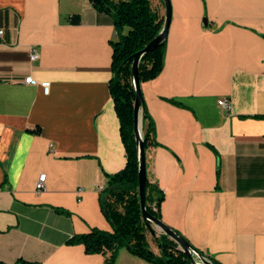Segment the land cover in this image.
<instances>
[{
    "label": "crops",
    "instance_id": "obj_1",
    "mask_svg": "<svg viewBox=\"0 0 264 264\" xmlns=\"http://www.w3.org/2000/svg\"><path fill=\"white\" fill-rule=\"evenodd\" d=\"M171 2L163 69L141 81L161 219L222 264H264V0ZM0 29V264H104L69 239L112 229L101 196L127 162L113 18L92 0H0ZM114 264L155 263L122 247Z\"/></svg>",
    "mask_w": 264,
    "mask_h": 264
},
{
    "label": "trees",
    "instance_id": "obj_2",
    "mask_svg": "<svg viewBox=\"0 0 264 264\" xmlns=\"http://www.w3.org/2000/svg\"><path fill=\"white\" fill-rule=\"evenodd\" d=\"M92 2L99 11L111 14L116 27V39L112 41L113 75L110 91L120 118L127 162L125 168L108 175L101 196L102 210L112 229L95 227L88 232L72 236L69 242L82 243L88 253L105 254L104 264H114L122 247L155 264H194L188 254L179 248L178 243L165 233L155 236L159 252L153 250L149 239L150 227L143 218L139 196V155L134 132L136 91L131 67L134 53L158 34L164 23V16L154 5V0H92ZM80 20L78 13L70 16L72 23H79ZM165 46L166 38L142 56L139 63L141 81L152 79L161 72L164 66ZM143 118L144 121L149 120L143 127L146 146L154 125L145 110ZM40 129L38 126L34 131L39 132ZM153 192L156 196H153ZM163 196V191L147 178V209L159 218H161L159 205ZM176 232L183 235L177 230ZM197 250L203 253L202 250ZM211 258L216 264H222L214 257Z\"/></svg>",
    "mask_w": 264,
    "mask_h": 264
},
{
    "label": "water",
    "instance_id": "obj_3",
    "mask_svg": "<svg viewBox=\"0 0 264 264\" xmlns=\"http://www.w3.org/2000/svg\"><path fill=\"white\" fill-rule=\"evenodd\" d=\"M165 4L164 23L158 34L151 39L142 49L136 51L133 55V63L131 67L133 83L136 91L134 101V132L137 142L139 155V196L141 202V209L143 218L150 227V232L158 236L161 233L169 235L174 239L179 248L185 251L191 258L194 264H216L213 259L206 253L198 251L192 243L183 235L178 234L172 227L167 225L161 218L154 216L147 209V161L146 150L143 137V113L142 105L144 103V96L141 87V80L139 77V63L142 56L153 49L156 45L162 42L168 34V29L172 17V2L171 0H163Z\"/></svg>",
    "mask_w": 264,
    "mask_h": 264
},
{
    "label": "built area",
    "instance_id": "obj_4",
    "mask_svg": "<svg viewBox=\"0 0 264 264\" xmlns=\"http://www.w3.org/2000/svg\"><path fill=\"white\" fill-rule=\"evenodd\" d=\"M2 32H3V30L0 29V34ZM38 57H39V52L37 50L33 49L31 54H30V59L36 60V59H38ZM25 81L27 83H30V84L41 85L43 87L45 93H48L50 90V81L49 80H41L40 81V80L36 79L34 76L29 75L25 78ZM218 103H219V105L226 108L227 110H230L232 108L231 101L227 97L219 98ZM50 146H52V144H50ZM45 188H46V173L42 172L36 181L35 189H36V191L39 192V191L44 190Z\"/></svg>",
    "mask_w": 264,
    "mask_h": 264
},
{
    "label": "rangeland",
    "instance_id": "obj_5",
    "mask_svg": "<svg viewBox=\"0 0 264 264\" xmlns=\"http://www.w3.org/2000/svg\"><path fill=\"white\" fill-rule=\"evenodd\" d=\"M149 239L151 242L152 247L156 248V243H155V235H153L150 231H149Z\"/></svg>",
    "mask_w": 264,
    "mask_h": 264
}]
</instances>
